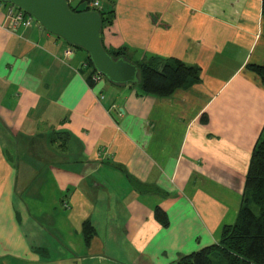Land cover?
Wrapping results in <instances>:
<instances>
[{"label":"crops","instance_id":"0c3cea01","mask_svg":"<svg viewBox=\"0 0 264 264\" xmlns=\"http://www.w3.org/2000/svg\"><path fill=\"white\" fill-rule=\"evenodd\" d=\"M100 5L106 48L181 60L201 82L168 97L91 84L81 49L37 21L11 32L0 9V264H178L243 207L264 132L247 69L264 64L263 0Z\"/></svg>","mask_w":264,"mask_h":264},{"label":"trees","instance_id":"16d2710c","mask_svg":"<svg viewBox=\"0 0 264 264\" xmlns=\"http://www.w3.org/2000/svg\"><path fill=\"white\" fill-rule=\"evenodd\" d=\"M91 1L88 0L83 11L75 10L70 4L69 6L74 12L97 11L102 18L103 32L104 28L112 24V19L107 18L99 8L89 6ZM105 49L112 57L124 56L137 65L141 77L137 86L145 94L168 97L179 89L186 90L201 82V70L195 66L187 65L181 60L151 58L134 62L125 49L111 50L106 47ZM87 65L92 71L88 77L89 83L92 84V77L97 71L94 69L89 55ZM247 69L255 73L264 86V64L248 65ZM253 207L258 208V213ZM157 218L165 223L162 211H157ZM178 264H264V132L252 154L246 177L243 207L237 221L235 224L223 228L219 243L183 256Z\"/></svg>","mask_w":264,"mask_h":264},{"label":"water","instance_id":"95a60500","mask_svg":"<svg viewBox=\"0 0 264 264\" xmlns=\"http://www.w3.org/2000/svg\"><path fill=\"white\" fill-rule=\"evenodd\" d=\"M30 14L50 34L88 53L94 69L117 86L138 85L137 65L108 54L102 42L103 22L95 11L74 12L68 0H2Z\"/></svg>","mask_w":264,"mask_h":264},{"label":"built area","instance_id":"2783aa9c","mask_svg":"<svg viewBox=\"0 0 264 264\" xmlns=\"http://www.w3.org/2000/svg\"><path fill=\"white\" fill-rule=\"evenodd\" d=\"M6 4L8 3L0 0V9H2ZM8 5H10V7L7 10V21L4 26L7 30L15 32L22 26L31 27L33 23H35L36 20L30 14L18 9L11 4ZM90 6L93 8H100V0H92ZM101 78H103V76L96 72L92 77V81L98 82Z\"/></svg>","mask_w":264,"mask_h":264},{"label":"rangeland","instance_id":"374dc122","mask_svg":"<svg viewBox=\"0 0 264 264\" xmlns=\"http://www.w3.org/2000/svg\"><path fill=\"white\" fill-rule=\"evenodd\" d=\"M82 50V49H81ZM83 55V56H86L85 54H87L88 55V53L87 52H85L84 50H82L80 53H79V55ZM102 76V75H101ZM253 209L255 210V212L256 213H258V208L257 207H253Z\"/></svg>","mask_w":264,"mask_h":264}]
</instances>
